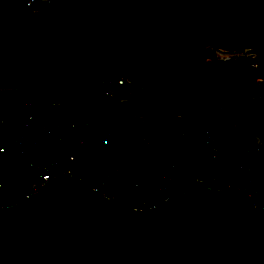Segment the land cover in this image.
I'll list each match as a JSON object with an SVG mask.
<instances>
[{"label":"built area","instance_id":"built-area-1","mask_svg":"<svg viewBox=\"0 0 264 264\" xmlns=\"http://www.w3.org/2000/svg\"><path fill=\"white\" fill-rule=\"evenodd\" d=\"M28 4L42 13L39 0ZM182 53L162 74V87L230 84L244 65L264 64V49L253 45L207 44ZM96 78L103 95L9 79L0 68V208L70 175L134 209L157 208L199 181L211 189L235 187L264 210V76L240 100L217 97L206 114L157 104L131 70ZM129 160L139 164L137 175L130 176Z\"/></svg>","mask_w":264,"mask_h":264},{"label":"trees","instance_id":"trees-1","mask_svg":"<svg viewBox=\"0 0 264 264\" xmlns=\"http://www.w3.org/2000/svg\"><path fill=\"white\" fill-rule=\"evenodd\" d=\"M28 1L0 0V68L9 79L103 95L96 74L127 69L157 104L206 114L217 97L240 100L264 76V64H246L230 84L160 85L182 50L207 44L264 49V0H39V15ZM128 163L130 176L137 175L139 164Z\"/></svg>","mask_w":264,"mask_h":264},{"label":"water","instance_id":"water-1","mask_svg":"<svg viewBox=\"0 0 264 264\" xmlns=\"http://www.w3.org/2000/svg\"><path fill=\"white\" fill-rule=\"evenodd\" d=\"M0 208V264H264V210L199 181L134 209L78 176Z\"/></svg>","mask_w":264,"mask_h":264}]
</instances>
